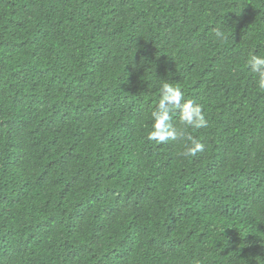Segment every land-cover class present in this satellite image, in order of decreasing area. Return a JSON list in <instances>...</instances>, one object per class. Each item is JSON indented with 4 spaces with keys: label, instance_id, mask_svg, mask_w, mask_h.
I'll return each mask as SVG.
<instances>
[{
    "label": "trees",
    "instance_id": "obj_1",
    "mask_svg": "<svg viewBox=\"0 0 264 264\" xmlns=\"http://www.w3.org/2000/svg\"><path fill=\"white\" fill-rule=\"evenodd\" d=\"M251 52L264 0H0V264H264ZM161 78L195 157L146 139Z\"/></svg>",
    "mask_w": 264,
    "mask_h": 264
},
{
    "label": "clouds",
    "instance_id": "obj_2",
    "mask_svg": "<svg viewBox=\"0 0 264 264\" xmlns=\"http://www.w3.org/2000/svg\"><path fill=\"white\" fill-rule=\"evenodd\" d=\"M212 31L217 40H227L222 27H215ZM245 66L255 77L258 88L264 91V54L249 53ZM158 93L159 98L151 111V125L146 139L156 144L182 141L185 150L181 155L188 158L203 152L205 144L189 134L188 129H204L209 126L204 105L186 99L181 87L168 79H160ZM174 115L179 118V126L173 123Z\"/></svg>",
    "mask_w": 264,
    "mask_h": 264
}]
</instances>
